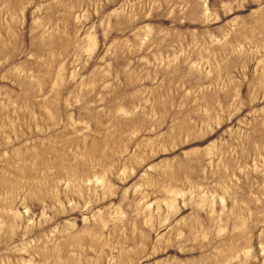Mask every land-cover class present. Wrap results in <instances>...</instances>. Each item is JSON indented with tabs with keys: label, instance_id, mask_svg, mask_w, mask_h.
I'll return each instance as SVG.
<instances>
[{
	"label": "rangeland",
	"instance_id": "1",
	"mask_svg": "<svg viewBox=\"0 0 264 264\" xmlns=\"http://www.w3.org/2000/svg\"><path fill=\"white\" fill-rule=\"evenodd\" d=\"M0 264H264V0H0Z\"/></svg>",
	"mask_w": 264,
	"mask_h": 264
}]
</instances>
